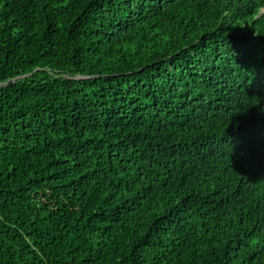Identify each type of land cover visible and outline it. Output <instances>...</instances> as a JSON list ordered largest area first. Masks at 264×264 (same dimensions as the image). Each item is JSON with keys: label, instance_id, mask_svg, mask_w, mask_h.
Masks as SVG:
<instances>
[{"label": "trees", "instance_id": "1", "mask_svg": "<svg viewBox=\"0 0 264 264\" xmlns=\"http://www.w3.org/2000/svg\"><path fill=\"white\" fill-rule=\"evenodd\" d=\"M261 13L0 0V264H264V112L230 71L264 95Z\"/></svg>", "mask_w": 264, "mask_h": 264}, {"label": "snow or ice", "instance_id": "2", "mask_svg": "<svg viewBox=\"0 0 264 264\" xmlns=\"http://www.w3.org/2000/svg\"><path fill=\"white\" fill-rule=\"evenodd\" d=\"M68 2V0H64V3L66 4ZM261 15H264V13H261ZM254 36H264V34H253ZM242 39H246V38H242ZM231 41L228 33H225L223 30V26H221V43H224L226 41ZM227 51L229 53H232L236 59H237V51L233 48V44L231 41V44L228 45L227 47ZM217 52H220V47L219 44L217 45ZM261 56H264V51L260 52ZM228 63L231 64V60H228ZM238 67L240 68H245L246 66H244L243 64L239 63ZM247 69H249V71L251 72L253 70V67H246ZM231 74L233 76V84L235 86V92L233 95V100L236 101V105L234 106L236 108V110L239 113H245L248 111V109L250 108V105H257L259 106V110L261 112H264V95H260L259 99H254V100H250L248 99V95H249V87L253 84L254 80H250L248 75H244L243 78H241V73L237 71V65H233L230 69ZM259 87H264V80H261L258 84ZM229 107H233L232 105H230ZM232 122V121H231ZM231 136V139L229 138ZM235 148H236V140L234 139V137L230 134H228L227 132H224L222 134L221 137V155H220V160L221 162H223L226 166V168L230 165L232 168L236 169L240 174V179L243 181L246 177H250L251 173L243 171L241 169H238L237 167H235L234 164V160H233V155L235 152ZM241 155H247V153L245 152V150H241ZM264 177V175H261L259 178L256 179H260ZM254 179V180H256Z\"/></svg>", "mask_w": 264, "mask_h": 264}]
</instances>
